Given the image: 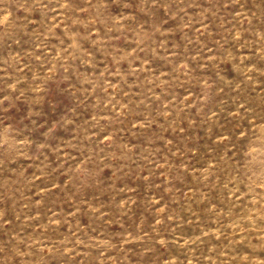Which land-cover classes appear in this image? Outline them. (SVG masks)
I'll use <instances>...</instances> for the list:
<instances>
[{
  "label": "rangeland",
  "instance_id": "1",
  "mask_svg": "<svg viewBox=\"0 0 264 264\" xmlns=\"http://www.w3.org/2000/svg\"><path fill=\"white\" fill-rule=\"evenodd\" d=\"M0 264H264V0H0Z\"/></svg>",
  "mask_w": 264,
  "mask_h": 264
}]
</instances>
